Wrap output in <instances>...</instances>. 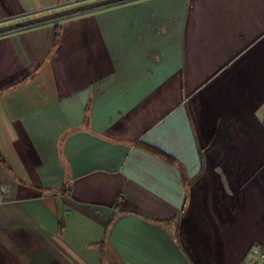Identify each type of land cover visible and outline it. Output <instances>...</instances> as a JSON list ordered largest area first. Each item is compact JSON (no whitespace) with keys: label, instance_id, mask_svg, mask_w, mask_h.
Wrapping results in <instances>:
<instances>
[{"label":"crops","instance_id":"crops-1","mask_svg":"<svg viewBox=\"0 0 264 264\" xmlns=\"http://www.w3.org/2000/svg\"><path fill=\"white\" fill-rule=\"evenodd\" d=\"M85 1L0 0V24ZM140 143L186 167L183 215L180 170ZM0 156V264H250L264 0H125L0 33Z\"/></svg>","mask_w":264,"mask_h":264},{"label":"trees","instance_id":"trees-1","mask_svg":"<svg viewBox=\"0 0 264 264\" xmlns=\"http://www.w3.org/2000/svg\"><path fill=\"white\" fill-rule=\"evenodd\" d=\"M116 3H118V2H116ZM67 16H70V15H67ZM67 16H63L60 18L58 17V18H55L52 20H48L46 22L58 21V19L65 18ZM41 23H44V22L36 23L33 25H29V26H34V25H38ZM55 30L56 31H55V35H54V45H56L60 40L61 25L56 24ZM140 146L152 151L153 154L155 153L156 155L160 156L161 158L165 159L169 163L173 164L174 166H176L180 170L181 177H182L181 180L183 181L184 186L186 188V192H185L186 195H185L184 203H183L181 211H180V216L183 215L186 212V209L188 206L189 194L187 192H188L189 187H190V180H189L190 177L187 173L186 167H184V164L180 160H178L175 156L170 155L169 153H166L164 150L154 146V144L151 145V144H146V143H140ZM0 160H2L1 156H0ZM110 226H111V224L109 223L105 229V232H104L105 235H103V238L99 242H97V244L99 246L98 248H100L101 257H102L103 262H106V247H107V242H108L107 240L109 237Z\"/></svg>","mask_w":264,"mask_h":264},{"label":"water","instance_id":"water-1","mask_svg":"<svg viewBox=\"0 0 264 264\" xmlns=\"http://www.w3.org/2000/svg\"><path fill=\"white\" fill-rule=\"evenodd\" d=\"M121 1H125V0H89V1H85L84 3L81 2V3L68 6L65 8L34 15L33 17L30 16V17L15 20L12 22L0 24V33H5L13 29L26 27V26L33 25L36 23L52 20L58 17L60 18L63 16L75 14L77 12H81L84 10H88V9H92V8H96V7H100L104 5H109V3L113 4V3L121 2Z\"/></svg>","mask_w":264,"mask_h":264},{"label":"built area","instance_id":"built-area-1","mask_svg":"<svg viewBox=\"0 0 264 264\" xmlns=\"http://www.w3.org/2000/svg\"><path fill=\"white\" fill-rule=\"evenodd\" d=\"M1 189L4 190L5 187L1 185ZM251 261L250 264H264V249H260L259 246H254L250 250Z\"/></svg>","mask_w":264,"mask_h":264},{"label":"rangeland","instance_id":"rangeland-1","mask_svg":"<svg viewBox=\"0 0 264 264\" xmlns=\"http://www.w3.org/2000/svg\"><path fill=\"white\" fill-rule=\"evenodd\" d=\"M75 5V4H74ZM70 6H72V5H70ZM68 7V6H67ZM30 17V16H29ZM20 19H23V18H20ZM19 20V19H18ZM8 23V22H7ZM261 249V248H260ZM262 249H264V248H262Z\"/></svg>","mask_w":264,"mask_h":264}]
</instances>
